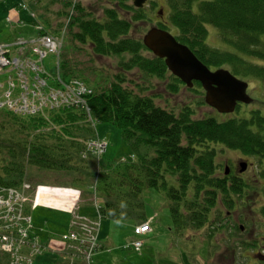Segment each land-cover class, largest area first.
<instances>
[{"label":"trees","instance_id":"trees-1","mask_svg":"<svg viewBox=\"0 0 264 264\" xmlns=\"http://www.w3.org/2000/svg\"><path fill=\"white\" fill-rule=\"evenodd\" d=\"M59 1L64 3V12L71 15L69 30L74 41L88 43L97 55L129 56L118 61L120 71L113 74L109 86L101 91L94 89L87 101L94 116L121 129L134 157L101 159L97 163L86 147V142L95 137V129L79 107L24 115L0 106V185L20 186L28 164L66 171L73 174L74 180L89 181L97 176L96 187L102 192L100 216L118 222L132 221V225L147 221L142 190L151 187L167 196L170 217L178 230L185 224L192 228L205 225L218 203L233 208L248 185L239 177L217 172L216 146L264 157V115L255 109L257 114L248 118H193L188 106L174 112L157 104L153 96L144 92L147 87L141 88L128 77L132 70L142 79L140 82L149 77L172 76L164 59L153 55L140 38L132 35L133 29H143L150 20L146 9L125 0H110L111 4L97 17L80 1ZM166 1L167 20L159 21L158 27L171 33L172 24L177 27L175 37L211 68L224 67L237 77L252 76L264 81V62H255L264 60V0ZM195 1L198 10L193 9ZM21 5L25 9L24 3ZM28 15L22 13V20L32 23L33 18ZM139 21L143 24L137 27ZM207 24L220 30L230 49L221 50L206 43ZM47 26L50 28L48 23ZM61 69L62 76L68 79L71 70L65 62H61ZM54 71L55 68L51 74ZM6 78L2 75L0 81ZM174 79L181 82L175 76ZM193 88L202 89L198 81H194ZM173 175L175 185L168 180ZM261 213L264 217V206ZM2 259L5 262L0 259V264H7L6 256Z\"/></svg>","mask_w":264,"mask_h":264},{"label":"rangeland","instance_id":"rangeland-1","mask_svg":"<svg viewBox=\"0 0 264 264\" xmlns=\"http://www.w3.org/2000/svg\"><path fill=\"white\" fill-rule=\"evenodd\" d=\"M78 1L89 7L97 17L102 15L105 6L111 4L110 0H74V3ZM125 1L127 4H133V0ZM22 3L26 5L25 9ZM62 5L64 3L59 0H0V48L5 50L6 47L7 50L3 53L9 55L10 46L15 42L16 49L13 51L23 50L17 46V42L29 40L36 32L31 22L11 25L9 17L16 20L19 14L24 19L22 13L24 15L36 13L48 33L63 37L61 57H58V50L51 51L49 48H44L43 54L47 56L43 62L33 52L30 58L46 65L48 69L53 68L56 60L65 62L71 70L70 77L81 78L95 90L101 91L109 86L113 74L120 71L118 61L129 56L127 54L97 55L92 52L88 43L81 44L74 41L69 30L71 15L64 12ZM18 8L20 12L17 14ZM143 8L146 9L150 20L143 29L132 30V35L140 39L147 28L158 24L159 21L165 22L169 12L166 0H146ZM193 9L198 10V1L194 2ZM142 24L139 21L136 26ZM52 27L58 30L55 31ZM206 27L208 45L221 50L230 49L218 28L212 24H207ZM170 30L173 33L178 31L173 24ZM13 38L18 40H14L11 44L10 39ZM5 58L7 59V56ZM255 62L263 63L264 60L255 59ZM0 67V77L3 75L13 78L11 83L13 85L10 88H8L10 81L7 80L3 84L0 82V104H6L3 92L7 90L9 92L7 98L20 100L21 96L27 93L23 90L21 71L9 63ZM134 71L128 73L131 81L139 83L141 88L147 87L144 89L146 94L153 96L157 104L167 109L171 108L174 112H178L183 106H188L193 118L210 116L218 120L231 116L248 118L252 113L256 115V111L264 115V81L259 78L243 76L242 79L249 83L247 92L252 101L249 104L240 103L238 109L233 112L222 113L204 101L203 88L196 90L187 87L182 81L178 83L170 71L172 76L166 75L165 79L149 77L145 82H140L142 79L139 80L138 74ZM22 73L28 79L29 86L33 87L35 74L30 77L31 71L28 69H24ZM14 85V91H17L18 95L10 96ZM29 91L31 93V90ZM16 100H13V104ZM84 112L88 116L85 110ZM94 122L98 137L95 134L94 138L86 142V147H89L90 142L91 144L94 142L100 153L99 161L133 159L134 151L123 139L121 129L116 124L103 121L96 116ZM54 127L60 128L59 125ZM216 148L217 172L223 174L225 165H229L230 170L225 175L239 177L248 185L247 192L237 201L236 207H225L218 203L211 209L210 220L205 225L192 228L185 224L178 230L172 223L168 208L169 200L165 193L145 187L142 190L143 211L147 219H150L152 228L143 237L133 234L135 222L132 225V221L118 222L100 216L98 206L102 203L100 197L102 192L96 187L97 176L89 181L74 180L73 174L66 171L40 169L28 164L23 184L28 202L25 210L32 220L31 234L52 244L57 242L56 237H61L69 231H77L87 240L84 244H88L89 249L92 247V251L94 250L90 253L88 249L84 253V248L79 246L78 241L68 242L66 248L60 243L57 244L58 249L55 251L50 248L44 249L37 255L33 264H264V250L260 251L263 248L256 250L255 245L258 237L264 243V217L261 213L264 206V157L248 156L236 148L224 147L220 144ZM242 161H247L248 167L243 172H239ZM168 180L171 185H175L174 175L169 176ZM227 211L231 212L227 214ZM96 234L97 238L92 237L88 240L89 236ZM132 239L142 240V246L140 245L138 250L124 247ZM89 255L87 260L86 257ZM0 259L1 262H5L2 256Z\"/></svg>","mask_w":264,"mask_h":264},{"label":"built area","instance_id":"built-area-1","mask_svg":"<svg viewBox=\"0 0 264 264\" xmlns=\"http://www.w3.org/2000/svg\"><path fill=\"white\" fill-rule=\"evenodd\" d=\"M31 16H35L32 12ZM35 28L38 30V34L34 39H31L30 52L35 53L39 60L45 58L43 54L44 48H49L51 51L58 50V57L62 48V36L52 35L44 31L42 24L37 23ZM15 43V42H14ZM10 46L9 55H4L3 48H0V66L9 63L11 66L21 71L23 90L27 93L21 96L20 100L9 97L8 90L4 93V101L8 108L13 109L23 114H37L47 109H58L61 107H79L88 113V117L91 119V108L88 104L87 97L93 92V89L88 86L83 80L79 78L65 79L60 74V64L56 60V69L54 74L49 72L43 64H39L36 60H32L30 55L27 54L29 49L23 48V50L13 51L15 44ZM24 42H17V45H23ZM15 50V48H14ZM27 50V51H26ZM17 57H14V56ZM23 55V56H22ZM7 56V59L5 58ZM12 57H14L12 59ZM19 60V61H18ZM1 68V67H0ZM24 69L31 71L29 76L35 74L33 87L28 84V79L22 72ZM10 81L8 88L11 87L13 78L7 76L5 81ZM32 80V78H31ZM1 82V81H0ZM2 83V82H1ZM3 84V83H2ZM15 85L10 91V96H17L18 92L14 91ZM31 90V93L30 91ZM18 99V98H17ZM13 100L16 102L13 104ZM1 105V104H0ZM94 141V140H93ZM89 147L93 150V153L99 156L98 148L94 142L89 144ZM104 149V148H103ZM102 149V150H103ZM101 150V151H102ZM24 185L21 189L12 187H0V251L7 252L10 255L9 264H32L34 257L40 254L44 249L50 248L51 250H57V244L63 245L66 248V244L70 241H78L79 246L84 248V251H88V244H84L87 240L81 237L76 231H69L62 234L57 238V242H41L37 237L32 236L29 233L31 227L30 216L25 211V204L27 197L24 193ZM3 186V185H0ZM151 227L148 221L139 223L134 226V233L136 235H142L150 231ZM96 236H89L90 238ZM94 242V240H93ZM142 240L136 239L131 242L134 249L138 250L140 245L142 246ZM92 247L88 252L91 253ZM61 252V251H58ZM90 255L87 258L89 259Z\"/></svg>","mask_w":264,"mask_h":264},{"label":"water","instance_id":"water-1","mask_svg":"<svg viewBox=\"0 0 264 264\" xmlns=\"http://www.w3.org/2000/svg\"><path fill=\"white\" fill-rule=\"evenodd\" d=\"M145 1L133 0V5L143 7ZM142 42L153 55L164 59L167 69L187 87L192 88L194 81H198L204 89V101L219 112L230 113L237 104L252 101L247 92L248 81L227 68L212 69L169 30L150 26L143 34ZM247 165V161L240 162L239 172L244 171ZM229 169V165H225V174Z\"/></svg>","mask_w":264,"mask_h":264},{"label":"flooded vegetation","instance_id":"flooded-vegetation-1","mask_svg":"<svg viewBox=\"0 0 264 264\" xmlns=\"http://www.w3.org/2000/svg\"><path fill=\"white\" fill-rule=\"evenodd\" d=\"M247 167H248V165H247ZM236 205H237V203H235L234 207H236ZM238 207H239V205H238ZM229 212H231V211H227V214H229ZM255 245L257 247L256 250H260L261 248H263V249L260 250V251H263L264 250V243L262 242V240L260 239V237H258V240L255 241Z\"/></svg>","mask_w":264,"mask_h":264},{"label":"bare ground","instance_id":"bare-ground-1","mask_svg":"<svg viewBox=\"0 0 264 264\" xmlns=\"http://www.w3.org/2000/svg\"><path fill=\"white\" fill-rule=\"evenodd\" d=\"M84 253H86V251H83Z\"/></svg>","mask_w":264,"mask_h":264}]
</instances>
